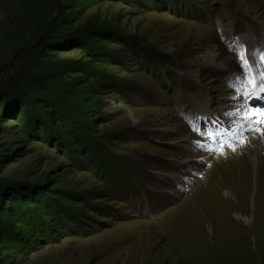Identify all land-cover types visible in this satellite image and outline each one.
<instances>
[{
	"label": "rangeland",
	"instance_id": "374dc122",
	"mask_svg": "<svg viewBox=\"0 0 264 264\" xmlns=\"http://www.w3.org/2000/svg\"><path fill=\"white\" fill-rule=\"evenodd\" d=\"M233 45L257 63L264 0H0V196L35 234L1 263L264 264Z\"/></svg>",
	"mask_w": 264,
	"mask_h": 264
},
{
	"label": "snow or ice",
	"instance_id": "6c2138e0",
	"mask_svg": "<svg viewBox=\"0 0 264 264\" xmlns=\"http://www.w3.org/2000/svg\"><path fill=\"white\" fill-rule=\"evenodd\" d=\"M230 51H233L239 63L240 71L234 72L229 77V87L235 91V96L232 97L233 100L237 98H242L244 104L241 106L243 111L242 119L253 121L255 118L256 125L264 124V110L259 108H254L248 106V102L251 99H260L264 97V50L257 49V63L254 65L249 59V50L246 46L243 45H233L230 46ZM238 109L237 111H240ZM227 115H232V113H227ZM186 120L189 123V126L196 133H200L201 129L199 126V121L202 119L199 115L195 117L187 116ZM207 122V119L204 118ZM211 123L215 125L218 123L217 119L211 120ZM249 131L259 132L264 136V128L249 126ZM204 135L211 140H215L217 136L222 135V133L217 130L213 131H204ZM196 147L203 148L205 145L201 144L198 140L193 142ZM209 151H212L211 146L209 145Z\"/></svg>",
	"mask_w": 264,
	"mask_h": 264
},
{
	"label": "trees",
	"instance_id": "16d2710c",
	"mask_svg": "<svg viewBox=\"0 0 264 264\" xmlns=\"http://www.w3.org/2000/svg\"><path fill=\"white\" fill-rule=\"evenodd\" d=\"M3 103L4 100L0 98V118L4 113L7 114V111L3 108ZM102 180H104V176L102 177ZM14 199H16L15 195L4 197L0 196V264H2L1 256L5 251L15 249L22 250L31 243L35 236L34 232L32 235H30V228H26L24 226H22V228H18V221L10 216V202H13Z\"/></svg>",
	"mask_w": 264,
	"mask_h": 264
},
{
	"label": "bare ground",
	"instance_id": "6f19581e",
	"mask_svg": "<svg viewBox=\"0 0 264 264\" xmlns=\"http://www.w3.org/2000/svg\"><path fill=\"white\" fill-rule=\"evenodd\" d=\"M260 48H264V45H262V46H260ZM264 50V49H263ZM255 55V54H254ZM256 58V57H255ZM253 60V59H252ZM255 65V64H254ZM261 106H264V105H261ZM255 118H254V120L253 121H250V123H251V125L252 126H254V127H259L260 125H256L255 124ZM262 128H264V124L261 126ZM264 136H262L259 132H257L256 134H254L253 136H252V144L253 145H255L256 146V144L258 143L259 144V141L260 140H262V138H263ZM263 141V140H262ZM264 146V145H263ZM257 149V148H256ZM264 155V154H263ZM260 157V156H259ZM263 157H261L259 160H261ZM260 162V161H259ZM259 165H260V163H259ZM263 164H261V166H262ZM215 167V166H214ZM259 167V166H258ZM257 170H256V172L254 173V177L257 179V173H258V169L259 168H256ZM231 202H234V201H231ZM231 204H233V203H231ZM234 204H235V202H234ZM240 217H242V216H240ZM239 226V225H238Z\"/></svg>",
	"mask_w": 264,
	"mask_h": 264
}]
</instances>
